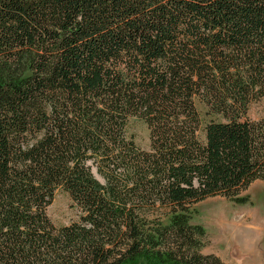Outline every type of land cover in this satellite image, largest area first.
Masks as SVG:
<instances>
[{
	"label": "trees",
	"instance_id": "obj_1",
	"mask_svg": "<svg viewBox=\"0 0 264 264\" xmlns=\"http://www.w3.org/2000/svg\"><path fill=\"white\" fill-rule=\"evenodd\" d=\"M262 100L264 0H0V264H226L192 210L264 182Z\"/></svg>",
	"mask_w": 264,
	"mask_h": 264
},
{
	"label": "rangeland",
	"instance_id": "obj_2",
	"mask_svg": "<svg viewBox=\"0 0 264 264\" xmlns=\"http://www.w3.org/2000/svg\"><path fill=\"white\" fill-rule=\"evenodd\" d=\"M248 117L264 120V100L251 105ZM129 135L140 148L150 149L149 130L144 123L132 121ZM243 196L249 199L245 204L216 197L195 205L191 224L205 230L203 254L217 255L226 264H264V182L254 183ZM48 215L56 227H64L77 222L80 211L70 196L60 190Z\"/></svg>",
	"mask_w": 264,
	"mask_h": 264
}]
</instances>
